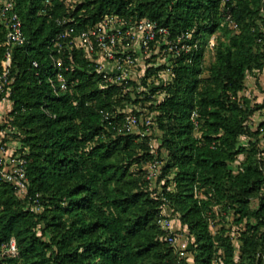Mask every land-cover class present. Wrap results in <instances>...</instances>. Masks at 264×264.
<instances>
[{"label": "trees", "instance_id": "trees-1", "mask_svg": "<svg viewBox=\"0 0 264 264\" xmlns=\"http://www.w3.org/2000/svg\"><path fill=\"white\" fill-rule=\"evenodd\" d=\"M10 1L27 41L13 50L3 127L21 142L28 192L0 182V248L17 245L0 264H264V121L253 125L264 101L242 96L247 78L264 73V0ZM106 14L149 18L171 38L190 32L198 46L173 60L168 83L154 87L151 67L141 90L102 86L83 48L55 68L57 35ZM5 31L0 20V63ZM118 108L155 113L152 136L129 132ZM164 214L188 234L192 262L167 241Z\"/></svg>", "mask_w": 264, "mask_h": 264}, {"label": "built area", "instance_id": "built-area-1", "mask_svg": "<svg viewBox=\"0 0 264 264\" xmlns=\"http://www.w3.org/2000/svg\"><path fill=\"white\" fill-rule=\"evenodd\" d=\"M223 1L227 3L231 0ZM45 4H51V0H45ZM0 6V20L6 30L4 55L0 63L1 118L2 105L10 103L12 108L10 95L14 82L11 73L13 50L17 46H23L27 40L23 31L22 20L15 12L14 3L10 0H0ZM57 21L58 24H64L70 20L62 18ZM191 40L192 33L190 32H184L175 38H171L169 28L161 26L157 21L149 18L130 21L118 14H106L99 22L80 33L75 34L71 28L60 32L54 41L53 47L56 53L52 54V60L55 68L61 70L65 53H72L76 48H83L86 50L87 56L94 62L96 72L101 75L102 86H123L129 90L131 89L128 86L130 82H136L138 84L136 88L141 90V80L151 67L157 69L151 77L154 79L155 86L158 83L161 85L170 82L174 76L173 60L197 48L196 42L194 44L189 43ZM152 44L153 47H151ZM34 66H38L36 61ZM155 76H157V80H155ZM59 84L63 90L68 88V82L61 75ZM144 111L142 114L145 119L143 115L138 118L129 110L126 113L121 108L116 109L114 114L118 115L125 112L126 122L124 126L128 131L150 137L153 134L151 124H153L155 113L150 114L148 109ZM103 114L106 119H109L108 114L105 112ZM140 126L146 128L142 130L139 128ZM4 129L7 128L0 125V134L6 131ZM152 142H154L153 139ZM25 165L26 159L21 153H18L16 149L12 150L10 145L9 147L8 145H0V182L10 184L20 197L26 196L28 192ZM157 167L156 164H151L149 168L148 178L151 182L157 178ZM168 215L164 214V217L162 216L158 221L168 233L167 241L183 256L189 250L190 241L177 231L176 225ZM16 254L17 245L14 238L9 243L2 244L0 259L7 255Z\"/></svg>", "mask_w": 264, "mask_h": 264}, {"label": "rangeland", "instance_id": "rangeland-1", "mask_svg": "<svg viewBox=\"0 0 264 264\" xmlns=\"http://www.w3.org/2000/svg\"><path fill=\"white\" fill-rule=\"evenodd\" d=\"M218 34L219 33H216L209 38V41L207 44V49H206L205 55H204L205 66L206 65L208 66L209 63L214 58L213 50H214V45L216 43V35H218ZM153 85H154V87L158 86V84H156V86H155V84H153ZM242 96H244L245 98L248 99L249 105H251L252 107L257 103H262L264 101V73H257L256 75H252V76H249L247 78L246 88L242 92ZM10 110H11V104L10 103L9 104L7 103L6 105L1 106L0 125H3L4 119L7 118V114ZM263 121H264V110L257 111L253 117V123H254L253 125L255 127H257ZM9 129H10L9 127L7 129H4L6 131H3L2 134H0V143H1L0 145H8V147L10 145V148L12 150L16 149L17 147L20 148V145H21L20 140H18L17 138H14V136H13L14 134L12 133V131L10 130V132H8ZM14 131L15 130L13 129V132ZM6 143H8V144H6ZM243 143H246V141L244 140ZM240 157H243V156H240ZM237 166H238V163L233 165V167H235V168ZM228 218L230 221H232V219H233V217H228ZM179 227H180V224L178 222L177 231L179 233H182L184 235V238L189 239L188 234L185 231H182L181 227L180 228ZM214 230H216V228ZM236 244H237V241H236ZM188 249H189V247H188ZM189 250L187 252H185L182 257H184L188 261L192 262L193 261V254Z\"/></svg>", "mask_w": 264, "mask_h": 264}]
</instances>
